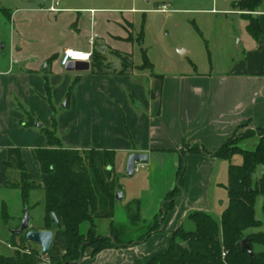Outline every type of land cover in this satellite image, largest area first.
I'll return each mask as SVG.
<instances>
[{
  "label": "crops",
  "instance_id": "0c3cea01",
  "mask_svg": "<svg viewBox=\"0 0 264 264\" xmlns=\"http://www.w3.org/2000/svg\"><path fill=\"white\" fill-rule=\"evenodd\" d=\"M255 17L261 37L256 39L250 34L244 44L240 41L243 57L229 73L209 78L178 77L139 70L135 64L127 73L120 72L121 58L131 57L137 42L132 36L133 22L122 13L62 6L55 0L49 6L16 7L9 14L13 28L9 63H0V190L6 189V149L10 147L23 149L32 180L42 183L32 150L48 147L41 132L42 127L52 128L48 79L55 107L66 100L65 111L57 119L64 148L114 151L118 176L125 174L131 154L148 155L146 164L136 166L135 175L139 165L149 175L145 176L147 181L140 195L130 198L131 202L140 201V220L133 224L146 228L154 220L164 198L176 185L181 157L185 162L184 196L166 215L161 232L152 233L142 243L106 249L97 255L87 248L80 264H134L136 259L168 248L172 234L180 227L184 229L191 213L218 212L221 218L229 204V161L188 150L197 144L201 150L213 152L246 129L264 128V10L258 9ZM2 49H6L5 44ZM70 49L93 54L99 51L101 58L111 52L115 61L105 60L104 65L111 68L118 62L120 69L97 74L91 62L89 70H68L60 60ZM46 65L48 70L43 71ZM25 112L42 127L20 126ZM37 190L43 191H31L29 212L31 228L40 231L45 230L46 210L45 199L43 203L33 196ZM117 205L112 219L95 221L98 235H112L113 224L119 218ZM8 215L9 221L14 219L19 223L16 227L20 226L23 209ZM85 223L83 233L90 228V223ZM117 234L120 237L118 230Z\"/></svg>",
  "mask_w": 264,
  "mask_h": 264
},
{
  "label": "trees",
  "instance_id": "16d2710c",
  "mask_svg": "<svg viewBox=\"0 0 264 264\" xmlns=\"http://www.w3.org/2000/svg\"><path fill=\"white\" fill-rule=\"evenodd\" d=\"M261 0H241L234 3V11L254 12ZM248 32L256 39L261 37L257 19L247 16ZM142 44V40L140 41ZM98 53L93 54L92 71L100 74L112 70L110 65L98 61ZM144 63L139 70L152 69L146 53L143 51ZM121 73L130 71L132 65L121 58ZM76 83L71 87L73 92ZM47 100L53 108L52 128H41L47 139V148L33 149V156L39 163L42 183H35L29 168L23 159V149L10 147L7 149L5 169L8 176L5 188L20 191L25 210H30L29 196L31 191L42 189L45 192V230L54 231L53 246L50 254L43 257L41 249L32 248L26 243L25 234L13 235L9 244L13 249L11 256L0 255V264H80L87 248L97 255L106 249L127 247L144 242L152 233L161 232L163 221L175 202L184 196L185 162L181 157L177 180L174 189L164 198L157 216L147 226V231L137 240L121 241L113 224L111 236L97 234V219H112L117 200L116 192L120 190L119 176L116 173V153L108 150L79 151L64 148L58 135V120L52 103V89L46 79ZM21 108V104L19 105ZM28 121L22 123L26 128L35 127L37 121L25 112ZM256 138L254 150H245L240 144L244 140ZM190 152H201L220 160L231 161L235 155H241V165L229 166V181L226 189L229 196L228 207L220 220L206 212H193L189 215L195 225V231L178 228L171 237L168 248L154 255L136 259L134 264H264V251L256 252L254 245L264 246V232L247 234L250 229L261 228L263 222L256 218V202L263 197L264 216V177L255 180L259 168L264 171V128L246 129L236 134L213 152L201 150L193 145ZM12 171L17 178L11 180ZM14 172V173H16ZM16 175V174H15ZM55 214L62 228L52 223ZM131 222L140 220V201H132L127 208ZM10 219L7 205L3 204V220ZM90 223L87 233L81 231V225ZM18 226L16 229H18ZM20 237V244L16 238ZM248 239L253 250L251 258L243 250L241 241ZM187 244L189 248L183 245Z\"/></svg>",
  "mask_w": 264,
  "mask_h": 264
},
{
  "label": "rangeland",
  "instance_id": "374dc122",
  "mask_svg": "<svg viewBox=\"0 0 264 264\" xmlns=\"http://www.w3.org/2000/svg\"><path fill=\"white\" fill-rule=\"evenodd\" d=\"M53 0H0V63H9V41L12 35V24L9 14L19 6L51 5ZM62 6H79L83 8L115 10L131 22H133V34L137 42L134 43L131 57H125V61L136 66L144 63L143 51L152 65L153 72L157 75H174L178 77L196 76L211 77L226 75L242 59L244 42L251 36L248 32L247 16L254 19L255 13L264 10V0L254 12L238 10L233 11V5L241 0H55ZM142 40V44L140 41ZM240 41H243L240 44ZM6 49L3 50V45ZM184 51V53H180ZM99 63L103 61L114 62L115 57L111 52H106L104 58L97 52ZM122 61V60H121ZM119 64L118 62L112 64ZM122 63V62H121ZM111 64V65H112ZM120 66V64H119ZM120 69V68H119ZM73 73V71H69ZM66 100L55 107L57 119L65 111ZM24 115L23 123L27 122ZM38 123V122H37ZM36 123V124H37ZM24 129L23 124L19 123ZM29 127V128H36ZM41 124V123H39ZM40 129V128H39ZM43 134V133H42ZM256 138L246 140L240 144L245 150H254ZM7 150V149H6ZM243 158L235 155L227 164L241 165ZM139 165L135 176L119 175L120 191L125 193L124 202L117 201L116 229L120 232L123 242L137 240L147 231V227L133 224L127 214L131 195H140L145 185L147 174ZM6 171V169H5ZM12 171L11 180L17 178V172ZM259 168L255 180L263 174ZM16 174V175H15ZM118 175V174H117ZM8 173L6 171L7 178ZM148 178V177H147ZM6 181V180H5ZM38 201L44 203V192L37 190L34 195ZM32 196L31 202L35 198ZM36 200V201H37ZM7 205L10 215H15L23 209V202L19 190H0V255H12L13 249L9 242L12 239L11 231L15 230L19 223L14 219L3 221V204ZM121 203L124 205L122 206ZM263 197L257 198L255 210L256 218L263 222L261 228L250 229L247 234L264 232V216L262 211ZM21 215V214H20ZM215 219H220L218 212L211 214ZM14 220V221H13ZM136 223V222H135ZM86 223L81 225V231L85 232ZM88 226V225H87ZM16 227V228H15ZM141 227V228H140ZM185 231H195L196 225L192 220H187ZM16 242L20 244V237ZM32 248L40 249L38 246ZM256 252L264 251V246L255 244Z\"/></svg>",
  "mask_w": 264,
  "mask_h": 264
},
{
  "label": "water",
  "instance_id": "95a60500",
  "mask_svg": "<svg viewBox=\"0 0 264 264\" xmlns=\"http://www.w3.org/2000/svg\"><path fill=\"white\" fill-rule=\"evenodd\" d=\"M180 53H184V51H181ZM111 68L118 69L119 64H112ZM68 70H89L90 64L89 63H82L77 62L76 64H71L70 67L67 68ZM48 67L47 65L43 69V71H47ZM66 106V105H64ZM37 128H41L42 125L37 123ZM148 155L147 154H141V153H133L129 156L127 166H126V176L133 177L136 172V166L138 164H146L148 162ZM264 177V172H263ZM115 198L117 201H123L124 200V193L122 191H117ZM52 223L55 224L59 229L62 228L59 220L57 219L56 215L52 214ZM11 234L13 235H22L25 234V241L26 243L33 244L35 246L40 247L41 254L43 257L48 256L52 250L53 246V240H54V231L52 230H34L31 228V217L29 210H25L24 217L21 221L20 227L18 229L12 230ZM241 246L243 250H246L251 258L254 257L253 250L250 246L248 239H243L241 241ZM185 248H189L187 244L183 245Z\"/></svg>",
  "mask_w": 264,
  "mask_h": 264
},
{
  "label": "built area",
  "instance_id": "2783aa9c",
  "mask_svg": "<svg viewBox=\"0 0 264 264\" xmlns=\"http://www.w3.org/2000/svg\"><path fill=\"white\" fill-rule=\"evenodd\" d=\"M91 45H94V39L90 41ZM93 59L92 51H82V50H66L61 56V65L63 67H69L71 64L77 62L89 63L91 64Z\"/></svg>",
  "mask_w": 264,
  "mask_h": 264
}]
</instances>
